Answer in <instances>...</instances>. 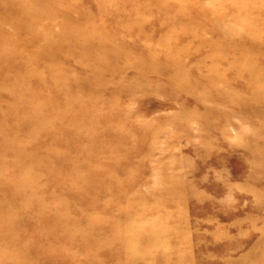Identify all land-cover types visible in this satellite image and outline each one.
<instances>
[{
    "label": "rangeland",
    "instance_id": "1",
    "mask_svg": "<svg viewBox=\"0 0 264 264\" xmlns=\"http://www.w3.org/2000/svg\"><path fill=\"white\" fill-rule=\"evenodd\" d=\"M0 264H264V0H0Z\"/></svg>",
    "mask_w": 264,
    "mask_h": 264
}]
</instances>
